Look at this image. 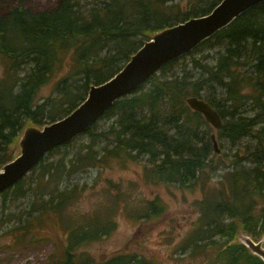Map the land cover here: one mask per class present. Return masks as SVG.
Listing matches in <instances>:
<instances>
[{
  "label": "trees",
  "instance_id": "obj_1",
  "mask_svg": "<svg viewBox=\"0 0 264 264\" xmlns=\"http://www.w3.org/2000/svg\"><path fill=\"white\" fill-rule=\"evenodd\" d=\"M183 1L56 0L31 8L25 0H0V54L8 60L0 81V169L14 158V143L27 123L42 127L66 116L85 100L91 85L119 72L155 33L206 15L221 0H187V8ZM26 67L27 74L18 76ZM189 96L217 109L223 119L220 138L236 144L250 137L252 142L243 154H234L220 189L199 202L200 222L182 248L213 247V264H264L239 240L241 233L264 238V2L164 64L84 133L51 149L34 167L35 176L27 174L0 193L1 216L12 218L13 213L6 214L10 201L30 195L33 184L42 201L31 205L32 213H62L71 198L60 189L64 178L105 164L108 156L146 157L152 164L148 176L160 182L199 183L216 149L209 123L187 104ZM249 102L256 109L253 116L245 114ZM83 136L90 139L85 147L77 145ZM103 139L109 142L98 157L95 146ZM160 204L150 201L147 216L163 213ZM101 221L72 232L60 264H159L136 253L113 254L100 262L82 253L76 262L73 248L107 234L109 225Z\"/></svg>",
  "mask_w": 264,
  "mask_h": 264
},
{
  "label": "rangeland",
  "instance_id": "obj_2",
  "mask_svg": "<svg viewBox=\"0 0 264 264\" xmlns=\"http://www.w3.org/2000/svg\"><path fill=\"white\" fill-rule=\"evenodd\" d=\"M55 1L25 0V3L31 8H40L54 5ZM182 6L187 8V0ZM7 61L0 54V81L6 78ZM29 70V67L21 69L18 76L23 77ZM255 112L252 103H247L245 114L253 116ZM108 124L109 120L103 121L104 126ZM209 125L210 136L216 135L217 150L211 166L193 186L160 182L154 175L150 178L152 164L146 157L108 156L105 164L87 166L66 176L60 189H67L71 198L64 211H48L40 217L31 209L35 201L36 206L42 201L40 189L33 184L30 195L10 201L6 214L13 213L12 218L0 214V264H60L66 257L72 232L81 231L82 225L85 227L91 221L100 223L101 220L109 225L107 234L73 248L76 262L82 261V253L96 262L113 254L136 253L159 264H213V247L183 249L182 246L200 222L199 202L220 189V181L229 170L234 154L237 151L243 154L252 140L246 137L233 144L220 138L218 129ZM31 126L34 124L27 123L15 141L14 158L21 152L20 139L25 129ZM89 142L90 139L83 136L77 145L85 147ZM108 142L103 139L95 146L98 157L105 154L103 147ZM51 159H58V155H52ZM37 172L36 167L29 175L35 176ZM157 199L164 212L155 217L147 216L149 202ZM27 223L31 226L26 231Z\"/></svg>",
  "mask_w": 264,
  "mask_h": 264
},
{
  "label": "water",
  "instance_id": "obj_3",
  "mask_svg": "<svg viewBox=\"0 0 264 264\" xmlns=\"http://www.w3.org/2000/svg\"><path fill=\"white\" fill-rule=\"evenodd\" d=\"M264 0H221L210 13L166 27L131 55L123 68L107 81L91 85L87 97L66 116L42 127H27L20 139L21 152L0 169V193L29 174L53 148L84 133L119 98L134 92L167 62L189 53L201 42L228 26L238 16ZM194 111L216 129L223 125L217 109L198 96L187 98ZM217 150L216 135H211ZM239 240L264 261V238L241 233Z\"/></svg>",
  "mask_w": 264,
  "mask_h": 264
}]
</instances>
